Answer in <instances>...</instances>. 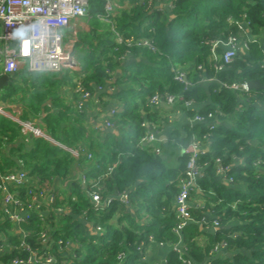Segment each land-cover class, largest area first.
Wrapping results in <instances>:
<instances>
[{
  "label": "trees",
  "instance_id": "16d2710c",
  "mask_svg": "<svg viewBox=\"0 0 264 264\" xmlns=\"http://www.w3.org/2000/svg\"><path fill=\"white\" fill-rule=\"evenodd\" d=\"M106 1L88 0V16L98 20ZM155 1L134 0L130 9L113 13V30L108 24L99 34L82 31L74 43L81 65L77 75L83 90L90 95H101L99 90L108 82L114 68L129 61L115 82L118 90L103 92L117 100V113L111 120L119 135L109 133L118 139V145L108 162L115 166L101 181L102 209L94 208L89 184L83 191L79 185H75L74 191L70 186L67 199L51 205L62 210L46 208L49 212L43 219L38 212L30 210L26 220L19 224L20 231L0 211V264L28 259L31 253L25 246L42 257L51 256V264H67L69 260L70 264H147L143 257L150 241L171 245L181 241L185 250L171 249L167 264H184L181 258H189L192 264H264V90L240 91L222 85L250 80L264 84V51L259 39L264 32V0H160L168 8L156 7ZM242 22L247 24L240 29L238 23ZM114 32L134 39L130 45L117 44ZM230 35H235L245 46L236 52L229 66L218 70L214 67L212 50L222 55L224 47H214V42L225 41ZM143 41L147 45L137 44ZM177 67L186 68L191 86L184 88V83L173 78ZM205 77L214 79L207 87L199 84ZM156 92L191 100L198 108L177 103L182 104L190 117L196 112L204 115L213 112L217 113V120L224 122L216 123L213 129L207 123H193L169 135L170 140L182 147L194 135L209 142L210 150L199 154L201 174L196 179V186L207 197L205 209L190 207L195 220L207 219L210 214L211 220L218 221L205 247L198 245L202 231L196 222L187 224L181 235L172 230L177 219L171 203L178 191L177 179L185 171L187 155L181 154L177 164L169 166L163 158V146L156 153L141 140L147 130L142 122L161 125L148 101ZM41 95L42 92L35 91L30 96L21 118L35 120L34 124L51 136L64 130V135L78 140L84 109H69L68 115L49 110L42 113ZM73 113L75 117L69 124ZM132 129L134 136L129 137ZM20 135L21 126L0 115V145L2 141L14 143ZM29 136L30 149L22 152L15 145L9 149L16 151L15 158L0 155V175L19 168L21 159L30 177L36 180V186L45 187V182L53 178L67 179L74 161L70 152L44 137ZM220 168H225L224 178H232L231 187L218 179ZM16 191L21 199L26 198L25 187ZM113 193H126L127 207ZM192 193L195 194V188ZM63 205L70 211H65ZM115 213L120 215L117 225L111 221ZM76 215L83 216L94 227L101 226L102 232L92 234L86 222ZM124 219L126 224L122 223ZM139 227L143 228L142 232L136 231ZM42 231L48 235L49 246L40 239ZM58 240L76 242L73 255L69 253V245L60 247ZM222 242L230 254L213 258L214 246Z\"/></svg>",
  "mask_w": 264,
  "mask_h": 264
},
{
  "label": "built area",
  "instance_id": "2783aa9c",
  "mask_svg": "<svg viewBox=\"0 0 264 264\" xmlns=\"http://www.w3.org/2000/svg\"><path fill=\"white\" fill-rule=\"evenodd\" d=\"M85 17L88 18V0H0V75L6 74L11 77V75L24 69L32 73H64L66 70H71L76 75V90L80 93L76 101V109L82 111L86 104L85 100L90 97V93L83 90L80 77L77 75L81 71V65L73 53L76 40L75 34L71 36L74 40H71L66 38V32L72 21ZM111 17L112 0H107L104 13L100 18L110 24L112 22ZM246 24L247 22L238 23V27L240 29L244 28ZM110 28L113 30L111 25ZM114 39L117 44L125 42L130 45L134 38H124L123 35L114 32ZM137 44L147 45V42L143 41V43ZM218 45L224 47L222 55H218L212 50L213 59L216 61L214 67L218 70L229 66L236 52L242 50V47L245 46L235 35H230L225 41H215L214 47ZM200 67L198 66V68ZM186 75L185 67H177L174 70L173 78L184 83V88H187L192 83L187 81ZM222 85L234 90H249L247 82L230 85L222 83ZM148 101L151 107L158 106L160 103L175 107L179 101L183 103L184 107L193 105L191 100H184L182 96L170 93L160 95L156 92L148 98ZM0 112H2L1 107ZM116 113V109H110L109 115L105 119L107 127L114 126L111 119ZM191 121L194 123H207L213 129L217 125V113L210 112L204 115L196 112L191 117ZM141 125L147 126L141 140L152 146L156 153H159V148L155 146L159 124L142 122ZM20 126L22 134L43 137V132L31 121H23ZM202 143L203 141L197 139L194 135L189 143L182 147V152L187 155V161L184 173L178 177L176 182L178 191L174 201L177 222L172 229L176 235H181L182 229L187 224L195 222L190 213V197L193 188L196 187V179L201 174V166L198 160L199 154L203 152ZM18 165L19 168L0 175V211L18 224L26 220L30 210L38 212L40 218L43 219V215L46 213L43 209V203L47 195L46 187L36 186V180H34V177H30L21 159L18 160ZM114 166L115 164L107 165L105 170L91 183L88 193L96 210H101L104 205L100 196L101 181L112 172ZM224 171L225 168L218 170L221 174ZM227 180L230 183L232 182L231 177ZM19 187L26 188L25 199L19 197L18 191H16ZM119 199L124 204L129 202L126 193L119 194ZM59 208L56 207L57 211H61V208ZM202 221H204V218H202ZM212 224L217 226L218 221L213 220ZM95 230L102 232V227L96 225ZM40 239L46 246L51 243L48 240V235L43 231L40 234ZM57 244L63 247L68 245L69 241L63 243L58 240ZM224 246V242L216 244L213 252H217ZM25 248L30 251L31 256L28 259H14L11 264H51L53 261L51 256L42 257L28 246H25ZM171 249L185 250L181 241L172 244ZM181 261L184 264H192L189 258H181Z\"/></svg>",
  "mask_w": 264,
  "mask_h": 264
},
{
  "label": "crops",
  "instance_id": "0c3cea01",
  "mask_svg": "<svg viewBox=\"0 0 264 264\" xmlns=\"http://www.w3.org/2000/svg\"><path fill=\"white\" fill-rule=\"evenodd\" d=\"M154 3L156 4V7L168 8V5L160 0H156ZM133 4L134 0H112V17L114 16L113 13L115 14L117 10H128ZM101 15L98 16V20L92 19L91 16H88V18H77L72 21V25L70 24L71 26L69 25L67 30L71 31L72 34H75L76 40L79 32L82 31H95L97 34L102 33L104 32V27L106 28L109 22L102 20L100 18ZM84 20L87 22V27L81 26ZM110 25L112 26V23H110ZM75 28L77 29L75 30ZM259 39L261 47L264 51V32L261 34ZM73 53L76 56L77 51H75L74 47ZM124 63L114 68L108 82H106L105 86L99 90L101 95L95 96V94H92L85 100V115L79 127L82 130V134H79L78 140H75L72 135H64V130L60 131V133L54 134V136H51L36 126L41 132H43V137L45 139L49 140L55 145L62 147L63 149H66L74 158V161L71 163L70 172L67 179L61 180L59 178H53L51 181L45 182L47 195L43 205L45 207L44 209L46 213L49 212V210H46V208L51 210L53 209L55 212L57 211V209L51 205L57 201H65V199H67V197L70 195V186L73 189L72 191H74L75 185H79L82 191L86 189L88 185L95 180L94 178H97V175L105 170L110 158L113 157L114 149L117 150V147L115 146L118 145V139L110 137L109 133L112 132L115 136H117L119 135V131L115 128V126L110 128L105 125V119L108 117L110 109L117 108V100L112 96L104 95L103 92L106 91L108 93H113L118 90V85L115 82L125 69V66L123 65ZM119 70H121L120 73ZM64 76H68L70 80L63 81L62 77ZM10 79L12 83H17V87L19 88L8 93L11 90L9 83L6 88L1 90L0 107L2 108V112H0V115L11 119L19 125L23 121H31L35 123V120L21 118L22 111L27 109V106L30 102V96L34 95L35 91L42 92V113L49 110L58 114L60 112L67 114V110L69 112V109H76V101L80 96V93L76 90V75L71 70H66L64 73H32L24 69L15 73L14 75H11ZM213 80L214 79L205 77L201 79V83L199 84H204V86L207 87ZM2 95L5 97H2ZM239 98L240 96L238 99ZM242 99L243 98H241L240 101L244 102ZM242 104L243 103L239 104L238 106H241ZM183 106L182 104H177L175 107H170L166 104L160 103L158 106L153 107L156 115L161 121V125L159 124L158 132L156 133L155 144L157 147L161 148V146H163L162 148L165 149H162V151H164L163 158L167 160L169 166H175L177 164V158L183 154L182 146L175 144L172 139L170 140V133L173 130L183 131L186 126L194 123L191 121L190 115H187ZM196 107L198 108V106L193 103L190 108L196 109ZM141 111L144 113L143 108H141ZM71 115L72 117L68 122L69 124L75 117L74 113ZM218 122L224 123L222 120H217L216 123L218 124ZM65 125L66 124L63 122L62 127L65 128ZM134 133L135 130L132 129L128 136L133 137ZM29 135L30 134L20 135L14 143L2 141L0 145V155L8 154L12 159L15 158L17 156L15 154L16 151L12 152L9 150L15 145H17L19 151L22 150V152L25 149H30L32 142ZM66 141L67 145L65 143ZM201 147L202 151L210 150L208 141H203ZM223 175V173L221 174L218 172V179L227 185H230L231 187V183L226 178H224ZM118 195L119 193L112 194V196L116 198H119ZM162 195H165V193H162ZM174 198L175 197L172 198L171 203L172 210L175 208ZM190 198L192 207L205 209L207 197H205L204 193H202L198 186L195 187V194L191 193ZM127 205L128 203L125 204L126 207ZM63 207L65 211H70L68 206L63 205ZM119 216L120 215L116 213L112 216L111 221L115 222L116 225L118 223ZM76 218L82 221L84 220L92 234L97 233L95 227L90 222L85 220L83 216L76 215ZM209 219L211 220L212 218L210 214H207V219H204V221H202V219L195 220L200 231H202L198 238V245L201 247L208 245L212 238L210 234H213L214 229L216 228V226H213L212 224L213 220L210 221ZM126 222L127 220L125 219L122 221L123 224H126ZM15 225L18 227L17 231H20V225L16 222ZM136 231L142 232L143 228L139 227L138 230L136 229ZM68 245L69 253L73 255V250L77 248L78 245L76 242H69ZM171 246L172 245L170 242L150 241L145 248V262L147 264H167V257L171 251ZM229 254L230 253L228 250L221 248L215 254H213L212 257L223 258V256ZM212 257L207 258V260L211 259ZM70 263L71 260L67 262V264Z\"/></svg>",
  "mask_w": 264,
  "mask_h": 264
},
{
  "label": "water",
  "instance_id": "95a60500",
  "mask_svg": "<svg viewBox=\"0 0 264 264\" xmlns=\"http://www.w3.org/2000/svg\"><path fill=\"white\" fill-rule=\"evenodd\" d=\"M128 64H129V62H126L123 65L126 66ZM120 72H121V70H119V73ZM10 80L11 79H10L9 75H6V74L0 75V92L2 89L6 88L9 85ZM247 87L249 89H263L264 90V84L258 80L247 81ZM0 96H1V93H0Z\"/></svg>",
  "mask_w": 264,
  "mask_h": 264
},
{
  "label": "rangeland",
  "instance_id": "374dc122",
  "mask_svg": "<svg viewBox=\"0 0 264 264\" xmlns=\"http://www.w3.org/2000/svg\"><path fill=\"white\" fill-rule=\"evenodd\" d=\"M85 18H87V17H85ZM86 20H84L83 22H82V25L81 26H84V27H87L86 26ZM71 25H72V23H71ZM70 25V26H71ZM105 25V24H104ZM108 27V26H107ZM77 28H75V30H76ZM73 34H72V32L71 31H68L67 30V32H66V38L67 39H71V40H74L71 36H72ZM75 37V36H74ZM77 54H79V51L77 50V53H76V55ZM76 59H77V57H76ZM78 60V59H77ZM62 80L64 81V80H70L69 78H67L66 76H64L63 78H62ZM10 86H11V90L8 92V93H10V92H13V91H15L17 88H19V87H17L18 86V84L17 83H10ZM2 97H3V95H2ZM61 208V207H60ZM59 208V209H60ZM61 210H62V208H61Z\"/></svg>",
  "mask_w": 264,
  "mask_h": 264
}]
</instances>
